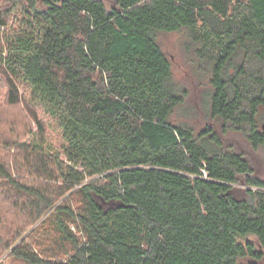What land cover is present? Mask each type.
<instances>
[{
	"label": "trees",
	"instance_id": "obj_1",
	"mask_svg": "<svg viewBox=\"0 0 264 264\" xmlns=\"http://www.w3.org/2000/svg\"><path fill=\"white\" fill-rule=\"evenodd\" d=\"M180 31L211 65L198 132ZM0 87L35 126L0 142V264H264V177L224 141L264 149V0H0Z\"/></svg>",
	"mask_w": 264,
	"mask_h": 264
},
{
	"label": "rangeland",
	"instance_id": "obj_2",
	"mask_svg": "<svg viewBox=\"0 0 264 264\" xmlns=\"http://www.w3.org/2000/svg\"><path fill=\"white\" fill-rule=\"evenodd\" d=\"M107 8L112 7L116 0H100ZM158 44L166 53L171 62L172 77L175 82L184 89V102L174 112V118L178 122H185L196 132L208 124H215L209 117V76L211 65L197 58L194 53L195 46L185 31L160 33L157 36ZM4 91L0 87V142H9L18 134L24 138L25 124L34 129L35 126L25 117L23 105L8 106L4 101ZM25 117V118H24ZM264 119V109L258 115V123L261 126ZM224 141L233 143L238 150L244 152L255 170V175L264 177V149H253L244 138L237 133L229 132ZM0 143V144H1ZM3 145V144H2ZM2 149V148H0ZM240 189L246 187L241 179L238 185ZM5 215H8L4 212ZM3 219V218H2ZM3 225V221L1 222ZM4 226V225H3ZM7 253L4 254V256ZM3 256V257H4Z\"/></svg>",
	"mask_w": 264,
	"mask_h": 264
},
{
	"label": "water",
	"instance_id": "obj_3",
	"mask_svg": "<svg viewBox=\"0 0 264 264\" xmlns=\"http://www.w3.org/2000/svg\"><path fill=\"white\" fill-rule=\"evenodd\" d=\"M261 129L264 130V119H263V123L261 124Z\"/></svg>",
	"mask_w": 264,
	"mask_h": 264
}]
</instances>
